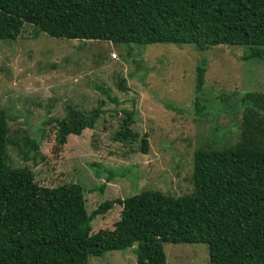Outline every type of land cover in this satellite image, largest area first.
<instances>
[{"label":"trees","instance_id":"16d2710c","mask_svg":"<svg viewBox=\"0 0 264 264\" xmlns=\"http://www.w3.org/2000/svg\"><path fill=\"white\" fill-rule=\"evenodd\" d=\"M25 24L35 37L125 47L190 44L202 52L238 45L249 50L244 61H264V0H0V41H15ZM204 76L199 66L192 97L197 111ZM243 101L238 142L193 153L191 194L146 189L106 200L90 213L82 185L41 186L26 168L7 167V117L0 110V264H88L90 257L126 249L136 264H166V243L204 244L208 264H264V93H247ZM100 113L96 108L87 120L63 128L62 137L93 130ZM124 116L114 136L123 144L139 137L131 129L132 112ZM48 123L20 143L22 161L33 157ZM138 149L148 152L146 137ZM105 170L109 182L115 173ZM115 206L121 211L113 227L93 232L92 221Z\"/></svg>","mask_w":264,"mask_h":264},{"label":"rangeland","instance_id":"374dc122","mask_svg":"<svg viewBox=\"0 0 264 264\" xmlns=\"http://www.w3.org/2000/svg\"><path fill=\"white\" fill-rule=\"evenodd\" d=\"M34 34V27L25 24L15 41H0L6 165L26 168L41 186L82 185L88 213L106 200L146 189L191 194L195 150L237 143L244 95L264 93V61H244L249 51L244 46L217 45L200 52L190 44L125 47ZM199 66L205 76L197 111L192 97ZM96 108L101 113L93 130L62 137L63 128L87 120ZM126 112H132L131 129L139 137L123 144L114 136ZM45 120L49 123L41 127L33 157L22 161L20 143L36 136ZM143 137L148 140L146 154L138 151ZM105 169L115 173L109 182ZM120 211L115 206L97 216L92 231L111 229ZM163 249L166 264H208L204 244L166 243ZM88 264H136V259L126 249L90 257Z\"/></svg>","mask_w":264,"mask_h":264},{"label":"built area","instance_id":"2783aa9c","mask_svg":"<svg viewBox=\"0 0 264 264\" xmlns=\"http://www.w3.org/2000/svg\"><path fill=\"white\" fill-rule=\"evenodd\" d=\"M115 57V55H113Z\"/></svg>","mask_w":264,"mask_h":264}]
</instances>
